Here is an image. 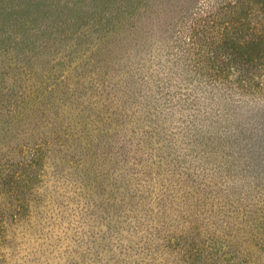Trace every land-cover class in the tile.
Returning a JSON list of instances; mask_svg holds the SVG:
<instances>
[{"label":"rangeland","instance_id":"374dc122","mask_svg":"<svg viewBox=\"0 0 264 264\" xmlns=\"http://www.w3.org/2000/svg\"><path fill=\"white\" fill-rule=\"evenodd\" d=\"M138 3L139 14L128 15ZM213 6L214 0H0V264H143L149 257L134 252L145 238L133 229L138 220L177 238L189 264H264V108L240 116V126L207 114L201 128L212 134L186 137L181 119L188 111L178 103L156 113L162 101L149 98L140 78L165 86L167 98L178 82L189 84L176 31ZM184 48L192 64V50ZM151 101L156 110L147 107ZM237 128L244 140L253 133V149L241 144L246 152L231 164L227 201L216 198L212 181L219 178L207 170L211 160L201 164V144L224 136L229 144L233 136L225 132ZM143 137L153 170L126 189L116 176L126 163L115 160L133 156ZM227 152L219 148L217 155L226 159ZM197 174L207 185L192 182ZM168 182L172 190L158 196ZM211 222L223 228L221 243L210 238ZM229 222L245 225L230 231ZM155 242L165 254H181L168 240ZM117 243L134 251L124 255Z\"/></svg>","mask_w":264,"mask_h":264},{"label":"trees","instance_id":"16d2710c","mask_svg":"<svg viewBox=\"0 0 264 264\" xmlns=\"http://www.w3.org/2000/svg\"><path fill=\"white\" fill-rule=\"evenodd\" d=\"M214 2L215 6H213L212 10L207 11L203 16L197 18H193L192 16V18L189 19V21L191 20L189 24H187L186 22L188 21H186L184 23L186 26L184 25L176 31L182 46L177 52L178 55H181L184 59L186 72L191 76L189 84H187V82H178V85L182 87H175L173 94L174 98L170 96L167 98L165 95H169L170 92L168 93L166 90V92L163 93V88L165 86L152 84L146 86L147 78H144V76L140 74L142 83L145 84V89L150 91L149 98L154 101H162L161 105L158 104L160 106L156 113L162 114L165 111L163 114H167L168 112H172L174 109L171 107L178 103H181V110L185 109L188 111L181 119L184 124L183 126H185L184 134H186V137L194 135L204 138V135L212 134V131H206L204 133L205 130L201 128L207 114L216 118V120L214 119L215 123L221 124L224 119V124L227 123L228 126H240V116L244 115V117H246L245 119L251 118V116L257 114L254 111L264 108V100H262L264 96V0H214ZM139 5L138 3L136 6L125 7L128 10L127 12H129L128 15L132 13L135 15L139 14ZM135 11L137 12L135 13ZM257 13L261 14L260 19L256 17ZM184 44L187 45L188 50H192L194 57L192 64L184 54L186 52ZM158 79L160 78L158 77ZM194 79L195 84L193 81ZM182 91L184 92L182 93ZM152 94H157V98L151 97ZM177 96H181L182 98L180 99ZM154 101H151L147 107L156 110V104H152ZM181 110L179 111L183 112ZM243 111L245 113H242ZM189 126H191L192 131H189ZM242 130L243 128H237V131L231 130V132H225L223 129L225 134L227 133V135L233 136V141L229 144H227L226 136L223 137V140L211 141L208 145L201 144L204 148V155H206L205 159L201 160V164H206L211 160L212 162L208 164L207 170L210 172L209 174L212 178H219L214 179L219 180L218 184L213 183L214 180L212 181V184L216 186V194H220L216 197L218 199L224 198L227 201L231 199L229 198L230 192L232 191L230 189L235 183V174L232 172L234 167H232L231 164L234 165V163H238V158L244 160V153L246 152L245 150H241V144L244 142V146H249L247 148L248 150L253 149V145L249 142L250 136L253 133H250L246 137V140H244L241 136ZM150 135L148 136L150 137ZM134 147V151L136 152L133 156L125 154L124 158H117V160H115L116 164L121 161L123 165L126 163L123 172L119 169L116 171V176L124 179L126 189H128L131 182L134 181L136 175L139 174L140 176L148 177L153 170L151 169L152 162H148L151 155V146L149 142L145 141L143 137L137 141ZM219 148L227 149L228 156L226 159L224 156L220 157L217 155ZM36 150L37 149H35V151ZM263 151L264 148L261 149V152ZM137 153L138 156H136ZM260 155L262 156V153ZM257 159L255 161L256 166ZM248 165L249 162L246 166ZM157 171L158 170H154L157 177L164 178L168 177V175L171 176V172H168L169 170L166 171V176H164L163 172L159 173ZM198 177V174L193 176L194 180H192V182H195L197 186L207 185L204 181V175H201L199 180ZM168 186L172 190L171 184L168 182L167 186H163V191L158 192V196H162L164 191L168 190ZM210 197L215 199L212 195H210ZM166 198L167 197H164V199L159 198L158 201L166 200ZM239 198L240 197H238L237 200H239ZM121 203H123V200H121ZM160 207L163 208V206ZM210 213L212 212L210 211ZM143 215L144 219L146 214L143 213ZM134 217L135 215H133V218ZM118 218L119 215L116 216L117 220ZM137 223L138 225L133 227L134 231L145 234L140 250L138 251L136 248V251H134L131 247L126 248L127 246L123 248L121 244L117 243L116 247L121 253L127 255L125 254L126 251L127 253L134 251L135 253L137 252V255L142 254L144 257H149L150 261L143 264H189L188 258L185 257L186 251L183 250L184 247L178 246L176 242L177 238H167L166 235L161 234L155 227H150L152 230H149L150 228L145 224V227L142 228V220H138ZM229 224H231L229 226L230 229H227L230 231H233V227L239 230L238 228L242 227L238 226L240 224L245 225L242 222H237L236 224L229 222ZM128 225L129 223L127 226ZM129 227L130 226H128L127 229ZM218 227L219 226L215 222H211L207 230L212 229L210 238L213 242L221 243V241H219V234L223 228ZM107 228H109V226H107ZM116 228L118 230L121 229V227ZM247 230L251 231L250 226L244 230V233H247ZM108 233V238L113 237V235L110 234L111 232ZM164 233L166 234V232ZM238 236H240V234L234 233L232 238L236 239ZM119 237L116 236L115 238L119 239ZM102 238H104V235L101 236V239ZM139 239H143V237L140 236ZM155 239H159L163 242L168 240V247L178 246V251L181 254L178 256V254L163 253L161 249H158L159 244L155 242ZM160 245H162V243ZM163 247L167 246L165 245ZM181 250L183 251L181 252ZM99 253L100 252L96 250H94V252L91 250L87 252V254H95V256H97L96 259L101 260ZM158 258H162L161 263L156 262Z\"/></svg>","mask_w":264,"mask_h":264}]
</instances>
